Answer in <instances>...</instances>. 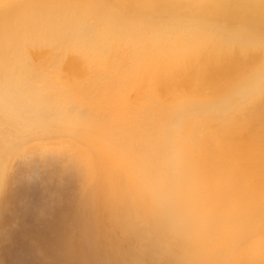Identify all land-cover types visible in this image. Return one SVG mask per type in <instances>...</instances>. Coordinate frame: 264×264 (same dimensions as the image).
Masks as SVG:
<instances>
[{"label":"bare ground","instance_id":"6f19581e","mask_svg":"<svg viewBox=\"0 0 264 264\" xmlns=\"http://www.w3.org/2000/svg\"><path fill=\"white\" fill-rule=\"evenodd\" d=\"M38 165L57 264H264V0H0V231Z\"/></svg>","mask_w":264,"mask_h":264},{"label":"rangeland","instance_id":"374dc122","mask_svg":"<svg viewBox=\"0 0 264 264\" xmlns=\"http://www.w3.org/2000/svg\"><path fill=\"white\" fill-rule=\"evenodd\" d=\"M40 159L38 157L37 161ZM46 173L38 165L11 184L16 190V215L0 231V264H57L55 257L38 252L40 241L35 232L40 227L55 225L63 215H57L53 209L67 205L69 198L66 195L55 197L56 187L52 190L44 188ZM0 214H5V210L0 209Z\"/></svg>","mask_w":264,"mask_h":264}]
</instances>
